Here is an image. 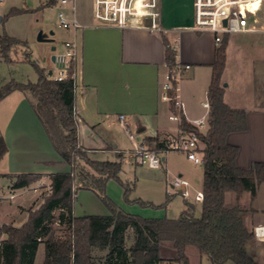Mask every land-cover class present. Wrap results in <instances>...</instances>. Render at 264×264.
<instances>
[{"label": "crops", "instance_id": "obj_1", "mask_svg": "<svg viewBox=\"0 0 264 264\" xmlns=\"http://www.w3.org/2000/svg\"><path fill=\"white\" fill-rule=\"evenodd\" d=\"M160 10L161 31L144 26L97 24L92 14L90 17H79L84 26L71 31L70 39L76 40L79 48L75 60L74 114L78 121L80 143L94 159L119 160L123 164V160L129 158L135 168H140L144 164L136 162L132 156L128 133H133L139 142H147L148 137L157 135L160 140L168 142L178 135L179 123L170 118L171 103L162 95L169 71L164 36L176 46V61L190 64L177 83L186 119L190 122L203 116L208 119L210 108L204 103L208 102L212 63L218 47L214 34L193 28L194 0H160ZM248 41L249 45L247 42H241L242 45L228 42L227 62L222 74V83L227 84L224 86V100L247 111L248 128L231 132L227 137L229 143L239 146L237 163L245 168L256 161H264V41L260 35ZM232 45L238 48V54L243 58L244 74L248 66L252 69L241 86L240 81H234L232 86L226 76ZM1 109L0 131L5 137L8 152L0 161V173L35 172L42 176L22 188H14V180L7 176L0 177V213L6 216L0 218V226L4 223L21 226L29 214L28 211L22 213L21 207L34 204L32 208H37L51 190L50 174L69 172L71 165L63 161L54 147L25 92L15 90L7 95L0 101ZM121 114L124 118H120ZM119 151L122 156L118 155ZM2 165L5 167L1 168ZM201 167L198 180L202 190L204 170L203 165ZM149 168L155 171L160 167ZM181 172L178 175L183 176ZM188 179L193 180L192 177ZM195 180L193 182L196 183ZM79 190L80 193L92 191ZM12 193L16 194L13 198L10 197ZM241 202L255 209L246 217L248 226L253 230L255 226H264V182L259 185L255 198L252 199L250 192L246 191L241 196ZM85 204H75L76 216L110 213L106 205L91 193ZM5 237L4 234L0 239ZM256 240L258 257L264 264V237ZM45 253V244L40 243L34 264H37L38 258L43 263Z\"/></svg>", "mask_w": 264, "mask_h": 264}, {"label": "trees", "instance_id": "obj_2", "mask_svg": "<svg viewBox=\"0 0 264 264\" xmlns=\"http://www.w3.org/2000/svg\"><path fill=\"white\" fill-rule=\"evenodd\" d=\"M50 0L42 6H51ZM23 9L12 8L9 14ZM166 59L169 68L175 66L176 50L164 36ZM24 46L23 60L32 61L26 41L7 33L0 34V57L7 62L16 59L11 52ZM227 38L216 49L212 63V76L207 97L210 105L208 129L201 132L182 117L179 128L196 134L203 142V194L201 216L195 215L196 205L185 199V209L177 218H149L125 211L107 194L111 179L120 180L126 196L132 190L129 182L121 179L122 162L99 160L89 156L79 139L78 121L75 118L76 102L75 61L63 80L49 77L46 69L35 61L38 79L22 82L11 79L0 87V101L15 90L23 91L33 103L37 116L52 138L54 147L64 162L71 165L69 172L51 173V190L37 208L29 210L28 218L21 226L4 223L0 226V264H34L40 243L45 244L42 264H160L163 261V243L171 242L176 260L190 264L186 248L195 246L206 254L213 264H263L258 257L254 230L246 222L254 208L244 205L241 196L250 192L257 195L264 182V161H256L250 167L237 163L239 146L228 142L231 132L248 128L247 111L233 107L224 100L222 74L227 62ZM173 87L177 81H172ZM175 95V90L169 91ZM171 111L177 112L174 100ZM156 150H166V140L159 136L148 137ZM8 152L4 135L0 131V161ZM122 156L121 151L118 152ZM14 188H22L38 181L40 173H7ZM1 188V186H0ZM79 189L96 193L109 208V214L76 216L74 206ZM234 192L232 202H226L227 192ZM168 196V200L171 198ZM61 227L57 234L55 223ZM132 231V243L128 246V232Z\"/></svg>", "mask_w": 264, "mask_h": 264}, {"label": "rangeland", "instance_id": "obj_3", "mask_svg": "<svg viewBox=\"0 0 264 264\" xmlns=\"http://www.w3.org/2000/svg\"><path fill=\"white\" fill-rule=\"evenodd\" d=\"M12 8L23 9V11L9 14ZM58 9V5L42 6L38 0H26L25 2L23 0H5L4 2H0V15L3 17L0 22V34L7 33L26 41L32 61L44 67L46 71L51 69L53 74H56L60 67L64 65L61 61L65 60V41L72 37V30L64 29L59 25L57 18ZM77 12L79 17H90L91 0H77ZM259 19L258 22L261 21L262 17H259ZM41 30L47 38H52L53 40H39L38 35ZM51 30L54 31L53 35L50 34ZM261 37L264 41V35ZM52 46H55L54 50H52ZM238 52V48H235L234 45L229 49L230 59L226 76L227 80L232 82V86L235 83L234 81H240L239 85H243L247 73H250L252 70L248 66L247 72L244 74L246 71H244L242 65L244 61ZM11 54L16 61L7 62L0 57V87L11 79L22 82L37 81L38 74L33 62L23 60L24 46L17 47L15 52H11ZM53 56L57 57L56 61L53 60ZM259 69L257 68V70ZM2 111L3 109L0 110L1 113ZM206 127L207 124H205L204 129ZM151 146H154V143ZM162 157L165 158L162 160L160 168L154 169L155 171L145 164L143 167L135 168L130 162L131 160L129 161V158L123 160L120 176L122 181L129 182L132 190L126 196L123 183L120 180L112 179V183L107 190L108 196L116 205L142 217L177 218L186 207L184 202L185 197L181 193L172 190L170 184L173 178L183 171V176L186 179L188 177H192L193 179L191 181L188 179L191 186L188 188L189 197L187 199L196 204V216H201V204L195 201V193L201 190V181L198 180L202 170L201 165H196L190 161L183 151L169 150L163 152ZM4 167L2 165L1 168ZM194 180L196 183L193 182ZM87 192H90L91 196L96 197L104 204L96 193L93 191ZM90 193H80V190H78L75 204L77 206H85ZM170 194L173 195L168 200ZM234 196V192H227L226 202H232ZM33 206L34 204L24 206L20 210L22 213H25V211L29 212ZM106 208L108 207L106 206ZM4 215L5 213L1 212L0 218L6 217ZM54 226L58 230L57 234H60L61 227L59 223H55ZM127 235V244L129 246L132 243V231L130 230ZM186 253L190 264H213L206 254L201 253L193 245L187 246ZM162 256L164 259L160 264H182V262L175 259L176 253L171 242L163 243ZM41 263L42 260L38 258L37 264ZM227 264L234 263L230 261Z\"/></svg>", "mask_w": 264, "mask_h": 264}, {"label": "built area", "instance_id": "obj_4", "mask_svg": "<svg viewBox=\"0 0 264 264\" xmlns=\"http://www.w3.org/2000/svg\"><path fill=\"white\" fill-rule=\"evenodd\" d=\"M5 0H0L4 2ZM26 1V0H23ZM41 5L50 0H38ZM53 5H58L57 18L59 25L67 30H76L84 25L79 19L77 12V0H55ZM91 14L97 24H110L119 27L144 26L153 31H161L160 26V0H91ZM262 17L261 21L258 22ZM196 31H210L214 34L217 46L227 38L228 42H247L254 36L264 35V0H194V24ZM241 43V45H242ZM176 50V46H173ZM79 53L76 40L65 41V60L63 66L56 74L48 73L49 77L55 80H63L67 77L72 61H75ZM57 57L55 56V61ZM190 68V64L175 63L169 68L163 83V98L174 100L177 112H171L170 118L178 123L181 122L184 114V104L178 96V86L173 87L172 81L178 80ZM76 83V82H75ZM174 89L175 95L169 91ZM204 105L210 108L209 102ZM124 118V114L120 115ZM199 131L206 132L205 124L208 126V119L203 116L191 122ZM132 142V153L140 164L157 168L162 163V153L169 150L183 151L187 158L196 165L203 164L204 142L194 133H179L167 142L166 150H156L147 142L135 140L133 133H128ZM191 186L188 179L182 175H176L171 182V189L181 193L185 199L189 197L188 188ZM171 191V190H170ZM15 193L10 195L15 197ZM204 199L203 190L195 193V201L201 202ZM188 200V199H187ZM254 234L257 239L264 237V226H255Z\"/></svg>", "mask_w": 264, "mask_h": 264}, {"label": "water", "instance_id": "obj_5", "mask_svg": "<svg viewBox=\"0 0 264 264\" xmlns=\"http://www.w3.org/2000/svg\"><path fill=\"white\" fill-rule=\"evenodd\" d=\"M2 18H3L2 15H0V22H1ZM50 34L53 35L54 31L51 30ZM38 38H39V40H47V41H52L53 40L52 38H47L46 35L43 34L42 30L39 32ZM54 49H55V46H52V50H54ZM53 60H55V56H53ZM51 73H52V71H50V74ZM223 85L226 86L227 84L225 83Z\"/></svg>", "mask_w": 264, "mask_h": 264}]
</instances>
